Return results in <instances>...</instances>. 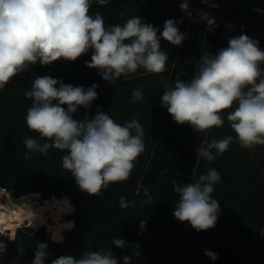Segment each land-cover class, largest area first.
<instances>
[{
	"label": "clouds",
	"instance_id": "9594fccd",
	"mask_svg": "<svg viewBox=\"0 0 264 264\" xmlns=\"http://www.w3.org/2000/svg\"><path fill=\"white\" fill-rule=\"evenodd\" d=\"M93 3L105 7L110 0H0V90L37 63L49 66L60 60L75 62L90 51L91 59L85 62V67L96 69L104 81L113 85L139 69L146 74H162L169 56L162 49L161 40L180 47L187 39V33L178 27L182 19H167L162 31L137 15L124 23L106 26L99 11L91 12ZM201 3L209 4V0ZM189 5L190 0H183L180 8L195 22ZM209 6L218 7L214 3ZM197 13L200 21L206 22L208 31L213 32L216 19L207 12L197 10ZM119 16L123 18L124 13ZM259 45L258 40L241 32L229 37L227 47L214 54L202 53L190 79L177 76L173 85L161 76L164 89L161 106L175 123L188 124L199 135L222 127L225 122L222 113L231 109L227 121L235 137L204 140L195 148L198 158L214 161L234 141L243 149L264 146V51ZM97 88L95 83L85 88L51 75L35 76L24 92L32 101L24 119L27 128L37 133L39 139L26 136L22 143L25 160L35 154L47 156L50 149L66 153L62 156V168L71 174L81 192L100 197L111 184L130 177L137 158L145 151V132L135 117L120 124L99 108L94 115H87L98 98ZM143 100V89L137 87L131 102ZM81 108L85 115L77 119L75 114ZM139 115L137 111L136 116ZM220 180V173L209 168L198 178L192 176L190 183L173 181V190L178 194L175 219L187 222L197 232L214 228L221 209L212 193ZM148 202L143 201L140 206ZM119 204L127 209L135 206L136 201L121 196ZM54 207L63 215L74 211L68 198L56 201ZM27 215L35 222L34 228L43 223L39 211L30 210ZM145 226L146 221L141 220L140 228ZM74 227L72 220L58 222L49 227L50 239L62 243V233ZM111 244L121 249L128 246L120 237ZM17 246L18 256L11 264H18L25 254L23 243ZM135 246L139 249L138 244ZM6 252V244L0 240V257ZM204 254L213 261L217 259V254L210 250L205 249ZM49 255L48 244L37 242L31 264H45ZM140 255L139 250L133 251L132 256L124 255L122 264H132L133 257ZM50 264L120 262L110 248H105L87 250L79 256L61 255L51 259Z\"/></svg>",
	"mask_w": 264,
	"mask_h": 264
},
{
	"label": "trees",
	"instance_id": "16d2710c",
	"mask_svg": "<svg viewBox=\"0 0 264 264\" xmlns=\"http://www.w3.org/2000/svg\"><path fill=\"white\" fill-rule=\"evenodd\" d=\"M238 6L240 9L236 8L237 14H227L230 17L228 20L245 23L249 26H261L257 24V11L254 8L263 9L262 6H257L256 2L248 3V5L247 3H238ZM252 9L256 13L254 20L247 17L251 14ZM91 10L99 11L103 15L106 26L124 23L134 15L144 18L146 23L152 25H154L151 20L153 16L160 20L164 16L183 20L178 26L181 32L187 33V39L183 42V46L185 49L186 46L188 48L185 51L183 48L171 46L168 42L161 40V47L169 56L166 69L162 74H146L143 69H139L135 74H130L128 79L121 78L113 85L104 81L96 69H89L84 66L85 62L91 59V51L75 62L60 60L47 66L50 67L49 70L53 78L62 79L64 83L73 86L87 88L96 81V77L100 79V82H95L98 85V98L93 102L92 109L88 113L94 115L96 109L99 108L101 111H107L117 123L122 118L127 119V121L134 117L138 119L145 132V151L137 159L142 160L144 158V165H148V170L136 169L134 174L131 173L135 176L134 179L128 178L126 181L111 184L109 189L100 197L87 194V200L77 202L73 207V213L64 221H74V229L62 233L64 236L62 243L53 242L50 239L49 228L42 225L49 218L53 219L54 226L58 222H62L63 214H59L54 207L55 202L60 201L55 197V194L72 197L64 184V182L70 181L71 174L68 172L62 175L58 171L60 179L53 174L56 172L55 168L61 157L59 152L55 153V149H52L51 155H47L43 161L39 159L42 154H35L31 159L25 160V147L22 142L20 148L17 149L6 143V137L16 133L21 134L23 138L32 136L39 139L37 133L31 132L29 129L26 130L25 119L20 123L24 132L19 133V130L15 128L18 126L16 122L17 111L15 108H12L11 112L9 109L7 110V102L12 100V96H9L10 94L7 92L9 85L6 86L4 91L0 92V178L2 171L3 173L6 172L8 181L0 180V198H4L3 202L0 203V209H4L5 203H8L11 209L15 197H17L23 204L25 210L23 218L25 219L22 218L23 220L10 233L11 240L0 236L2 240H6V243L14 246L13 252H7L6 255L0 257V264H11L18 256L17 245L21 243H23L25 254L19 258L18 264H31L37 242H46L49 246L50 255L45 264H50L51 259L61 255L79 256L87 250L105 248H110L113 251L120 264H122L124 255L132 256L133 251L138 250L141 255L133 257L132 264H239L240 261H237L235 252L231 249L229 251L226 244L227 247L228 245L232 248L236 247V241L240 238L239 235L244 234V232L239 231L237 225L239 223H236L235 219L238 220L245 210L246 214L244 215L249 219L251 218V226L255 228L248 230L249 239L255 241L256 235L259 236L257 231L264 223V184H262V173L260 172L263 164H259L261 168L258 167L257 170L253 168L255 174L252 176L254 179L249 187L247 185L244 188L245 194L239 195L230 192V199L233 201L238 200L240 203V200L244 198L251 201L244 203L245 205L241 203L239 210L235 213H230L228 205L223 201V204L220 205L221 214L214 228L197 232L190 224L176 220L173 215L175 203L178 201V194L173 190V181L179 184L186 183L188 180L186 175L197 168L200 157L198 158L195 148L203 142L204 136L209 141L213 137L219 140L230 134L235 137V133L227 121V112L231 109L222 113L225 126L213 127L207 135H199L193 131L190 125L175 123L167 109L161 106L160 97L164 93L161 76L173 85L177 76L184 80L190 79L194 72V65L198 62V50L203 44L202 38L195 35L190 29L186 31L188 16L181 10L180 4L174 0H112L105 7L94 5ZM120 12L124 13L123 18L119 16ZM262 17L264 20V16ZM197 30L201 31V28H197ZM243 33L251 37L249 29ZM205 44L204 42V48L207 47ZM40 73L43 72L40 71ZM27 75L29 78L34 77L31 70L24 77ZM39 76H43V74H39ZM19 85L22 88V86L27 85V82L21 79ZM137 87L143 89L144 100L132 103V92ZM29 102L31 105V99ZM137 111L140 113L139 116H136ZM23 116L25 118V115ZM215 131L217 133L213 135ZM233 144L222 155L217 156L210 167L215 168L220 175L223 174L218 183L220 186L214 187L215 196L212 193L213 198L220 201L223 200L222 193L230 191V177L245 176L231 162L233 161L232 156L245 154L246 150L239 148L237 142ZM252 155L258 154L255 152ZM26 175L33 176L31 181L22 182L23 188L16 185L26 178ZM136 179L141 180L144 186L154 190V193L150 197L136 195L134 191L137 184ZM225 181H229V183L225 185L223 183ZM63 184L64 186L61 188ZM255 184L257 188H255ZM261 186L262 189L260 190ZM16 189H20L22 192L17 193ZM40 192L47 193L43 203L40 202L42 199ZM121 196L126 197L128 201L135 200L136 205L127 209L121 208L119 204ZM143 201L149 202L141 207ZM30 210L39 211L41 214L43 223L37 224L35 227L38 229L37 231L29 227L35 224L27 215ZM47 212L49 215L46 214ZM141 220L146 221L144 229L140 228ZM224 234H227L228 242L221 241L216 244L213 239L217 236L223 237ZM119 237L124 239L128 246L121 249L111 244L114 238ZM137 244L139 249L135 246ZM205 249L216 253L217 259L213 261L207 257L204 254Z\"/></svg>",
	"mask_w": 264,
	"mask_h": 264
},
{
	"label": "rangeland",
	"instance_id": "374dc122",
	"mask_svg": "<svg viewBox=\"0 0 264 264\" xmlns=\"http://www.w3.org/2000/svg\"><path fill=\"white\" fill-rule=\"evenodd\" d=\"M174 1L177 4H181L183 2V0H174ZM251 2H256L257 6H262L263 9L260 7H256V8H254V10L259 9L260 11H257V14H256L254 12V10L252 9L251 14L247 17L254 20V17L256 14L257 15V24L264 27V20L262 17V16H264V0H209V4L201 3V0H190V5H189L190 11H192L194 13V10H201L202 12L209 13L212 17H214L216 19V25H217L213 32H209L206 22L194 25L191 23V18L188 17V22L186 24V26H187L186 31L188 29L192 30V32L195 35H199L200 38H202V40H203V44L200 46V48L198 50L199 57L201 56L202 53L207 54V53L211 52L214 54L215 50L221 49L223 47H227V42H228L229 37L234 36L233 33L230 32V29H228V27H226L224 25V21L230 19V17L227 14H232V15L237 14V9H240L239 6L237 7L238 3H241V4L247 3V5H248V3H251ZM213 3L218 5V7L213 8V7L209 6L210 4H213ZM91 12L94 14L96 11L91 10ZM150 15L152 17V15H153L152 11H151ZM152 18L153 19H151V20H152V23L154 24V26H158L161 31L163 30L164 22L167 19H170V18H167L166 16H164V18L161 20L157 19L154 16ZM175 20H178V19H175ZM197 28H201V31L197 30ZM209 37H210V39H209ZM204 42L207 44V47H205V48H204ZM180 48L185 49V46L182 45V46H180ZM187 48L188 47L186 46V49ZM186 49H185V51H186ZM84 66H85V64H84ZM49 68L50 67L41 66L39 63H37L35 66L30 67L26 72H24L22 74H18L16 77H14L13 80L8 84L9 86L6 85V86H8L7 92H8V94H10L9 96H12V100L7 102V105H6L7 110L9 109L11 112V109L15 108V111H17V117L18 118L16 119L17 120L16 122L18 123V126H16L15 128L17 130H19V133L24 132V130L22 129L23 127H20V123H22L24 120L23 115L26 116L27 108L31 106L29 104L30 99L26 98L24 95L25 89L30 88L31 81H32V79H34L35 76H39V74L45 75V73H46V75H52ZM30 70H31V72H33L34 77L32 75H31V77H33V78H29L28 75L26 77H24L26 75V73L30 72ZM40 71L43 73H40ZM55 78H57V77H55ZM21 79H23L24 81L27 82V85L22 86V88L19 87ZM95 82L96 83L100 82V79H98L96 77V81H94V83ZM6 86H5V88H6ZM4 89L0 90V92L4 91ZM87 114L89 116L90 115L92 116L93 113L90 114V112L89 113L87 112ZM94 114H95V112H94ZM84 115H85V110L83 108H81L78 111V113L75 114V118L81 119V118H83ZM123 122H127V119L122 118L119 120L118 123L123 124ZM223 126H225V125H223ZM27 129L28 128H26V130ZM216 133L217 132L215 131L213 133V135H216ZM206 138L207 137L204 136V140H206ZM5 140H6V143L11 145V147L13 146L15 149H17V148H20L23 137L21 134L18 135L16 133L15 135H11V134L8 135ZM43 142L44 141H42L41 143H43ZM233 143L235 144V141ZM255 147L256 148H253V149H243L242 148L243 150H246L245 154H242V155L235 154L234 156H232L233 161L231 163L233 165H236L237 169L241 170L243 175H245V176L230 177V191L229 192L224 191L222 193V199L223 200H221V201L218 200L220 205L223 204V201L225 204L228 205V210L230 211V213H235L237 210H239V208H240L239 206L241 203L244 204L248 201H251L248 198H244V195H243L244 199L240 200V203L238 200L233 201V199H230V192H232V194H239V195H241L242 193L245 194L246 190H244V188H246L247 185L249 187L252 184V180L254 179L252 176L255 174V172L253 171V168H254V170H257L258 167L261 168L259 166V164H263L262 169H260V172L262 173V180H263L262 184H264V146L257 145ZM239 148H241V147H239ZM25 151H26V149H25ZM54 151H55V153L59 152V156H61L59 158L60 162L58 163V165L55 168L56 172L53 173L56 176H58V179H60V176L57 173L58 171H60V174H62V175H65L68 173V171H66L62 168V164H61L62 156L66 153L60 152L59 150H56V149ZM255 152L258 155L253 156L252 153H255ZM51 153H52V149L49 150L50 155H51ZM45 157L46 156H44V155H40L39 159L41 161H43ZM144 164H145L144 158L142 160L137 159V161L135 162V166H134L132 173L134 174L136 172V169H139V168H140V171H142V168L148 170V167H147L148 165L145 166ZM211 166H212V161L209 162L206 159L200 157L198 164H197V168L195 170H193V172H191L190 174L186 175V178H188L186 183L191 182L192 176H195L198 178L199 175L205 174ZM133 174H131L129 177L131 180L135 178V176H133ZM26 176L27 177L22 179L20 183L17 181L18 183H16V185H20V187H22L23 186V185H21L22 182H30L31 178L33 176H31V175L30 176L26 175ZM221 177H223V174H221ZM0 180H3L5 182L8 181V175L6 172L3 173V171H2V177L0 178ZM223 183L225 185H227L229 183V181H225ZM64 184L66 186L67 191H69V194L72 195V197L71 196L69 197L67 195H62V196L59 195L58 196L55 194V197L58 200L68 198L70 200V203L73 205V207L77 202L87 200V193L80 191V189L76 185L74 178L71 177L70 181H68L67 183L64 182ZM64 184L61 186V188L64 186ZM216 185L214 187L218 188V186H220L218 183ZM254 186H255V188H257L256 184ZM259 189L261 190L262 186ZM237 190H238V193H237ZM134 191H135L136 195L148 196V197H150L151 194L154 193V190H151L148 187L144 186L142 184L141 180H137V184L135 185ZM16 192L21 193L22 191H20V189H16ZM40 193L42 194V199L40 200V202L43 203L44 199L46 198L47 193H43V192H40ZM214 194L215 193H213V195ZM216 194H217V192H216ZM245 197H247V196L245 195ZM3 199H4L3 197L0 198V203L3 202ZM3 208H4V210H6V213H9L11 210L8 203H5ZM243 209H244V207H243ZM241 211H243V210H241ZM245 212H246V210L242 212V214L240 215L238 220L235 219V222L239 223V224H237L239 227V231L244 232V234L239 235L240 238L236 241V247L234 246L232 248L229 245L227 247V244H226V248L229 249V251L231 249V251L235 252L236 257H237V261L238 260L240 261L239 264H263L264 263V223L262 224L261 228L257 231L259 236L256 235L255 241L250 240L249 239L250 235L248 233V230L249 229L254 230L255 228L253 226H251V221H252V220H250L251 218L249 219L244 215V214H246ZM46 214L49 215V212H47ZM68 216H70V215H63L61 223H64V221L66 220V218ZM23 219H25V218H23ZM23 219L14 223L11 228L5 227L4 230L2 232H0V234L4 235L2 237H7L8 240H11L12 238H11L10 233H12V231H14L17 224H19ZM237 225H235V226H237ZM22 226H20V227H22ZM24 226H26V225H24ZM42 226H45L46 228H49L50 226L54 227L53 219L49 218L47 220V222L45 224H43ZM29 227H31L34 231L38 230V229H35L33 225L29 226ZM230 232H231V230H230ZM222 236L223 237L217 236V238L213 239L214 242L216 244H218V242L220 243L221 241L222 242H228L227 234H224ZM230 236H231V234H230ZM0 240H2V238H0ZM2 241H4V243L7 246V252H13L14 246L9 244V243H6V240H2ZM229 241H231V239H229ZM150 247H152V246H150ZM215 247H217V246H215Z\"/></svg>",
	"mask_w": 264,
	"mask_h": 264
},
{
	"label": "built area",
	"instance_id": "2783aa9c",
	"mask_svg": "<svg viewBox=\"0 0 264 264\" xmlns=\"http://www.w3.org/2000/svg\"><path fill=\"white\" fill-rule=\"evenodd\" d=\"M112 0H110L111 2ZM98 5L96 3H93L92 6ZM100 6V5H98ZM200 13H203L201 10H199ZM194 17H195V22L193 19H191V23L194 25L203 23L200 21V16L197 13V10H194ZM224 25L230 29V32L233 33V35H236L238 33L244 32L246 29H249L251 31V38L256 39L260 42V49L264 51V27L262 26H249L248 24L245 23H237L232 20H225ZM229 25L231 27H229Z\"/></svg>",
	"mask_w": 264,
	"mask_h": 264
},
{
	"label": "bare ground",
	"instance_id": "6f19581e",
	"mask_svg": "<svg viewBox=\"0 0 264 264\" xmlns=\"http://www.w3.org/2000/svg\"><path fill=\"white\" fill-rule=\"evenodd\" d=\"M24 216L25 210L23 204L20 199L16 197L9 213H6L4 209H0V232H2L5 227L11 228L14 223L21 220Z\"/></svg>",
	"mask_w": 264,
	"mask_h": 264
}]
</instances>
